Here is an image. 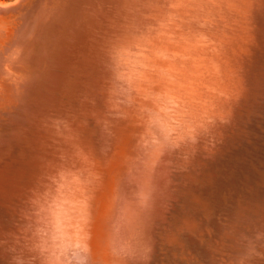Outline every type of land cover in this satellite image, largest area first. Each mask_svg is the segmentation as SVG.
Here are the masks:
<instances>
[{"label": "bare ground", "instance_id": "obj_1", "mask_svg": "<svg viewBox=\"0 0 264 264\" xmlns=\"http://www.w3.org/2000/svg\"><path fill=\"white\" fill-rule=\"evenodd\" d=\"M0 264H264V0L0 2Z\"/></svg>", "mask_w": 264, "mask_h": 264}, {"label": "rangeland", "instance_id": "obj_2", "mask_svg": "<svg viewBox=\"0 0 264 264\" xmlns=\"http://www.w3.org/2000/svg\"><path fill=\"white\" fill-rule=\"evenodd\" d=\"M8 1H13V0H0V2H8Z\"/></svg>", "mask_w": 264, "mask_h": 264}]
</instances>
